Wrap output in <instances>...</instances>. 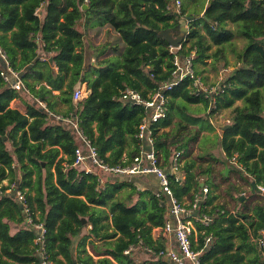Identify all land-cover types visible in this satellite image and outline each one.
I'll list each match as a JSON object with an SVG mask.
<instances>
[{
	"label": "trees",
	"instance_id": "trees-1",
	"mask_svg": "<svg viewBox=\"0 0 264 264\" xmlns=\"http://www.w3.org/2000/svg\"><path fill=\"white\" fill-rule=\"evenodd\" d=\"M181 1L179 12L172 8L173 0H0V46L24 84L15 89L4 79L5 61L0 54V183L9 179L26 192L34 223L46 228L45 255L59 264H90L92 255L86 248L84 256L74 252L76 239L88 226L85 239L93 236L107 241L120 233L115 246L107 249L120 264H140L131 251L125 252L140 240L159 255L157 263L168 264L166 245H156L152 236L153 227H164L167 219L165 200L152 188H140L134 182L108 179L99 186L98 174L73 165L78 145L74 127L55 116L61 113L56 107L61 100L68 105L63 116L78 118L105 161L132 160L140 151L135 134L144 108L123 102L121 91L130 86L146 96L170 81L175 54L161 34L168 28L175 37L183 34L178 53L196 49L195 72L202 79L207 60L222 58L226 44L238 62L223 78L224 91L217 96L215 107H211V95L195 92L193 79L186 76L165 90L168 116L154 125L164 164L175 149L185 151L184 180H172V185L176 196L189 202L195 192L209 186L201 185L192 171L197 160L219 157L207 146L202 148L203 155L192 156V142L200 132L213 131L215 126L207 114L189 113L188 105L200 104L211 109L210 114L232 108L231 122L216 137L226 156L224 162H234L249 188L241 189L221 172L239 206L231 210L215 203L219 196L209 186L208 197L193 219L197 229L193 247L201 250V264H264V237L257 247L264 230V194L258 188L264 186V0ZM83 19L88 26L110 24L125 43L118 58L90 64L95 76L85 70ZM236 37L246 40L242 47L236 45ZM213 46L217 47L212 52ZM41 81L47 84L37 87L34 83ZM79 81L87 82L90 93L75 101L74 87ZM17 98L26 103V113L11 106ZM199 120L208 122L207 126H199ZM194 124L198 129L188 134ZM211 169L208 165L207 171ZM124 186L131 187V195L139 194L135 204L117 199ZM7 189L8 185L0 187V264H38L39 230L26 220L24 209ZM242 195L247 197L241 200ZM101 206L111 208L112 232L108 223L98 225L103 218ZM205 216L210 218L208 224L202 221ZM4 255L11 260L3 259ZM99 261L116 264L109 258Z\"/></svg>",
	"mask_w": 264,
	"mask_h": 264
},
{
	"label": "built area",
	"instance_id": "built-area-1",
	"mask_svg": "<svg viewBox=\"0 0 264 264\" xmlns=\"http://www.w3.org/2000/svg\"><path fill=\"white\" fill-rule=\"evenodd\" d=\"M172 5L173 9L179 12L181 11V0H174ZM180 48L181 45L177 47L171 45V50L175 54L173 59L174 68L170 81L166 82L162 87L153 92H149L146 96L139 89L130 86L121 91L120 98L123 102L140 105L144 108L143 119L138 125L135 134L139 140L140 151L128 163L111 164L105 161L100 156L96 145L80 127L77 117L56 115V118H62L74 127L78 145L75 148L73 165L77 167L83 165L81 169L89 173L98 174L100 185L105 184L113 176L128 180L135 175L153 174L156 176L159 181V187L156 192L160 197L166 199V205L168 206V216L162 228L168 238H174L178 245L177 249L167 247L164 252L165 255L177 264H187L188 261L191 264H201V250H196L193 247L192 235L196 230L193 219L201 202L205 201L208 197L209 186L204 185L200 191L195 192L193 199L189 202L179 199L176 196L172 180L179 183L184 180V150L175 149L169 162L164 164L160 149L156 143L154 125L168 116L169 96L166 91L184 77L189 76L193 79L195 92H205L211 95V107H215L217 96L224 91L225 84L222 83L224 76L220 77L216 85L205 84L204 79L195 72L194 59L197 55L196 49H192L186 54H181L178 53ZM0 54L5 61L4 68L1 72L4 79L10 82L15 89H22L24 84L20 73L10 66L8 55L1 46ZM89 93L90 89L86 82L79 81L74 87L73 98L75 101H80ZM65 165L67 166V164ZM1 185L3 184L0 183V187ZM6 185H8L7 193L14 195L15 199L22 203L26 213V220L34 223L26 192L20 189L17 183L10 184L8 182ZM258 188L264 193L263 185H259ZM209 220L210 218L208 216L202 218L205 224H208ZM35 226L39 230L37 241L41 243L40 255L43 258L38 264H59L45 255L43 243L46 228L44 224L36 223ZM206 241H210V236L206 237ZM130 251L131 248L125 250L127 253Z\"/></svg>",
	"mask_w": 264,
	"mask_h": 264
},
{
	"label": "crops",
	"instance_id": "crops-1",
	"mask_svg": "<svg viewBox=\"0 0 264 264\" xmlns=\"http://www.w3.org/2000/svg\"><path fill=\"white\" fill-rule=\"evenodd\" d=\"M40 9L43 11V7H41ZM104 26H106V24H104V25L95 24V25H92V26H88L86 24V20L85 19H83L81 21L80 29L84 33L83 46L81 47V49L85 52V57H86L85 58V60H86L85 70L87 72L91 73L92 76H95V75L91 71L92 66L90 64H93V65L95 64L94 62H95V59L97 58V53H96L97 47H95L94 50H93L94 55H91V57L88 58L89 54L87 53V51H86V49L84 47V43L87 42V38L90 36V33L92 31L97 30V29H102V27H104ZM41 45H42V42H41ZM49 59H50V57H49ZM89 60H91V61H89ZM205 68H207V66L203 67V69H205ZM55 70L58 71V67L57 66H55ZM205 70H202L203 78L205 77L204 76ZM30 80H31V82H33L34 81V76L30 77ZM34 83L36 84L37 87H39L41 84H47V82H44V81H41L39 83H37V82H34ZM25 92L26 91L23 90V94ZM53 92L55 94H58L60 91L59 90H53ZM14 102H17V104L14 105ZM237 104H241V103H237ZM197 105H200V104H197ZM11 106L15 107V108H18L23 113H26V111H27V105L21 98L14 99L11 102ZM56 107H57L58 110L61 111V113L56 114V115H61V116H63V113H65L67 111V109H68V105L63 103L61 100H59L57 102ZM192 156L194 157V155H192ZM221 157L222 158H219L218 160H211L212 158H210V157H209L210 159H205V161L204 160H202V161L201 160H197L196 164L192 168V171L194 172V174H196V177L201 180V185L206 183V184H208L210 186L211 191L215 190V192H213V193H215V194H217L219 196L215 200V203L225 204L223 202V200L219 201L220 197H222V195H221V193H222V190H221L222 184L220 183L221 179L219 177L220 176L222 177L221 172L224 171L226 176H230V180H231V177L233 179H235L236 177H233L232 175H234V174L236 175L234 170L235 169L238 170V169L233 165L234 162L230 161V164H229V162L225 163L224 161L226 160V157L224 158L223 154H222ZM219 162L223 163V168L221 170H217V164ZM208 165L211 166V168H212L211 171H207ZM109 179L118 180V181L121 180V178L117 177V176L110 177ZM208 179L214 180L215 184H218L219 186L215 187L212 184L210 185V183H208V181H207ZM122 180L123 181H128V182H134L140 188H152L155 191L158 190V187H159V181L156 178V176L153 175V174L135 175L134 177H132L129 180L128 179H125V180L122 179ZM4 181L5 182L7 181V183H8L9 179H4L2 181L3 184H5ZM236 184H237V186H239L238 185L239 183H236ZM227 185H228V183H227ZM248 188H249V186H248ZM261 193H263V192H261ZM116 197H117L118 200L124 201V202H126L128 204H135V202L139 199V194H132L131 195V187L130 186H124L123 188L120 189V191L117 192V196ZM246 197H247L246 195H242L241 196V200H243ZM162 198L166 202V199L164 197H162ZM231 200H233V198L230 196V200H227V203L225 204L227 208L229 206L228 203L232 202ZM18 203L22 207V203L21 202H18ZM238 206L239 205H236L231 210H235V208L238 207ZM103 208H104V211H103ZM100 209H102L101 215H103V218H102V221L98 225H101L102 222L105 223V224L108 223L109 224V228L111 227L109 230L111 232L114 231L113 226H112V211H111V208L108 207V206H101ZM251 211L249 213H251ZM167 216H168V206H167ZM94 217H95V219H97L98 214H96V216H94ZM149 223L150 222H148V224ZM14 225L15 224L12 222V227ZM89 229L90 228L88 226V229L86 228L83 231H81V234L79 235V239L78 240L76 239L75 250H74L75 255H81V256L86 255L85 251H83V248H86L87 253H90L92 255V260L89 259L90 260V264H100L99 260L102 259V258H109L114 263L120 264L111 254H109L107 252L108 248H111V246H115V241L119 237L120 233L118 232L116 236H113V237L109 238L107 241L98 240L97 238H95L93 236H89L88 238L85 239L84 236L85 235H89V233H88ZM16 230L17 229H14L13 231H16ZM103 231H101V233H103ZM195 235L197 237V229L195 230ZM152 236H153L154 240H157V242L155 243L156 245H159V243L161 242V243L165 244L166 247H172L173 249H177L178 248L177 241L174 238H170L169 239L168 236L164 233L162 226H154L153 229H152ZM263 237H264V230L262 232V236H260L257 239V244H258L257 247L259 249H260V246H261V243H262L261 240L263 239ZM140 243H142V245ZM131 254H132L133 258L137 262H139L140 264H145L147 261H150L151 263L154 264V263H157L158 258H159V255L154 254V252L151 251L150 246H148L146 243H144L143 240L142 241L140 240L138 242V244H136V245L135 244L131 245ZM249 255H253V252H250ZM164 258H165V261L168 264H177L174 261H172L166 255H165ZM3 259L11 260V258H8L5 255L3 256ZM157 264H159V263H157ZM187 264H191V262L188 261Z\"/></svg>",
	"mask_w": 264,
	"mask_h": 264
},
{
	"label": "rangeland",
	"instance_id": "rangeland-1",
	"mask_svg": "<svg viewBox=\"0 0 264 264\" xmlns=\"http://www.w3.org/2000/svg\"><path fill=\"white\" fill-rule=\"evenodd\" d=\"M43 11L40 9L39 10V15H42ZM85 41V40H84ZM246 42V40L242 37H236L235 38V43L238 47H242L244 45V43ZM84 47L87 51L88 58L91 57V55H94V48L97 47L96 53L97 55H99V57H97L95 59V62L97 63V61H100L104 58H118L119 55H121V52L123 51L124 47H125V43L122 40V38L120 37V34L110 25V24H106V26L102 27V29H97L94 30L90 33V36L87 38V42L84 43ZM115 47V48H114ZM217 46H213V48L211 49V51L213 52L216 49ZM107 50V51H106ZM105 52V53H104ZM102 53V54H101ZM223 57H219L220 59H216V58H209L207 61V64L205 66H207L205 72H204V82L205 84H209V85H216L221 76H224L226 78L227 74L229 72L232 71V69H234V66L238 63L237 59H236V55L233 51H231V48L227 46H225V50L224 53L222 55ZM91 61V60H89ZM213 63L216 65L213 66ZM237 103H242V101H237ZM17 102H14V105H16ZM189 109L188 112L192 113L193 115H205L207 114V116L209 117V119L211 120L212 124L215 126V130L213 131H208V130H203L202 132H200V134L198 135V138L196 141L192 142V148L190 149L191 153L195 156L197 154L203 155L204 152L202 151V148L204 146H207L208 149L213 152V154L218 158H222V154L224 155V158L226 157L224 152L222 151V148L220 146L219 140H217L218 138L216 137L217 135L220 137V135H222L223 131L225 130V127L227 125H229L230 121V113L232 108H221L215 112H213L212 114H210V110L211 109H207L204 108L202 105H197V104H189L188 105ZM186 119H190L191 117L188 115L184 116ZM185 122V121H184ZM178 122H176L177 124ZM206 121L203 120H199L198 124L201 127H206L207 126ZM197 125H192L191 128L193 129H187L188 134H190L191 132H193L194 130L196 131L198 128ZM186 131V132H187ZM185 132V131H183ZM206 139V141L204 143H202V141ZM185 152V151H184ZM80 168L83 167L79 166ZM237 167V166H235ZM223 168V163L219 162L217 164V170H221ZM238 169V167H237ZM236 175H232L233 177H236L235 179H233L231 177L230 181L239 183L238 185L240 186L241 189H246L248 188V185H245V181H243L241 179L242 177V172L241 170H234ZM220 183L222 184L221 186V190H222V197H220L219 201H222L226 204L227 200H230V196L233 198V200H231L232 202L228 203L229 206L228 208L233 209L238 203L236 201V199L231 195V192L228 189V185H227V181L225 182V180L220 176L219 177ZM124 179V178H123ZM238 179V180H237ZM122 180V179H121ZM125 180V179H124ZM211 184L215 185V181L210 179ZM6 185L7 181L5 182ZM140 257V256H139Z\"/></svg>",
	"mask_w": 264,
	"mask_h": 264
},
{
	"label": "water",
	"instance_id": "water-1",
	"mask_svg": "<svg viewBox=\"0 0 264 264\" xmlns=\"http://www.w3.org/2000/svg\"><path fill=\"white\" fill-rule=\"evenodd\" d=\"M186 29H187L186 27H183V30H186ZM161 34L165 37L166 40H168L170 42V44L172 46H175V47L179 46L181 41H182V39H183V34H180L179 36L175 37L173 35V32H172V30L170 28L163 29L161 31ZM49 61L52 62L53 58L50 57ZM42 260H43V258L40 255V261H42Z\"/></svg>",
	"mask_w": 264,
	"mask_h": 264
},
{
	"label": "clouds",
	"instance_id": "clouds-1",
	"mask_svg": "<svg viewBox=\"0 0 264 264\" xmlns=\"http://www.w3.org/2000/svg\"><path fill=\"white\" fill-rule=\"evenodd\" d=\"M173 3H174V1H173ZM39 10H40V8L38 9V14H39ZM180 44H181V43H180ZM20 76H21V75H20ZM203 79H204V78H203ZM83 82H84V81H83ZM86 84H87V82H86ZM87 86H88V84H87ZM210 108H211V107H210ZM55 116H56V114H55ZM63 117H64V116H63ZM107 181H108V180H107ZM107 181H106V182H107ZM106 182H105V183H106ZM99 186H104V184H103V185H100V184H99ZM22 208H23V206H22Z\"/></svg>",
	"mask_w": 264,
	"mask_h": 264
}]
</instances>
